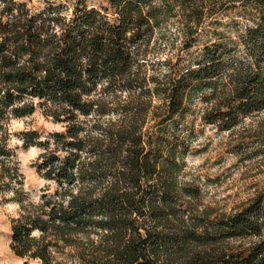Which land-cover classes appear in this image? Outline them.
<instances>
[{"label":"trees","instance_id":"16d2710c","mask_svg":"<svg viewBox=\"0 0 264 264\" xmlns=\"http://www.w3.org/2000/svg\"><path fill=\"white\" fill-rule=\"evenodd\" d=\"M107 3L89 8L78 0L63 16L60 4L29 13L21 2L0 0V174L10 173L8 117L39 106L63 125L44 141L35 131L21 133L23 148L44 149L34 166L55 186L22 205L11 225L13 253L42 264H62L54 252L67 248L78 264H264V194L228 217L187 219L177 205V146H165L164 131L203 88L211 104L203 120L220 130L264 110V0ZM236 8L250 22L240 33L217 34L194 64H170L153 91L133 78L135 46L156 28L177 21L191 49L206 26ZM102 84L138 88L147 100L105 121L106 108L94 98ZM153 93L160 105L151 104Z\"/></svg>","mask_w":264,"mask_h":264},{"label":"rangeland","instance_id":"374dc122","mask_svg":"<svg viewBox=\"0 0 264 264\" xmlns=\"http://www.w3.org/2000/svg\"><path fill=\"white\" fill-rule=\"evenodd\" d=\"M16 1L23 3L29 13H38L50 5L60 4L61 14L68 16L78 0ZM82 1L89 8L108 5L107 0ZM217 20L206 26L191 49L184 48V35L179 31L177 21L170 19L156 28L150 37L135 46L133 78L143 83L144 89L150 87L153 91V87L168 72L170 64L176 69L194 64L205 43L215 41L220 34L235 36L249 22L239 15L238 8L228 10ZM105 88V84L98 85L94 95L106 108L107 114L102 117L105 121L120 119L128 112L125 110L127 106L137 100H147L144 94L139 95L140 91L135 87ZM206 93V88L192 92L184 114L164 129L167 137L165 146H177L174 158L181 165L175 173L177 188L182 189L178 193L177 205L187 219L202 223L206 217L214 220L231 216L264 194V110L244 117L235 127L223 131L203 120L204 112L211 105L204 100ZM147 97L151 98L152 105L162 103L157 94ZM33 102L36 103L37 99ZM150 108L149 111L152 110ZM147 114L146 127L153 123L151 114ZM4 128L5 144L9 150L4 161L10 173L0 174V264H42L36 259L17 257L10 247L12 221L21 215L22 205L37 203L48 184L50 190L55 186L54 182L42 178L34 166L44 149L37 146L23 148L21 133L35 131L37 140L44 141L53 131L63 130V125L47 117L43 109L36 106L30 115L8 117ZM33 234L39 233L35 231ZM234 242L241 240L235 239ZM54 256L55 261L62 264H78L68 248L55 251Z\"/></svg>","mask_w":264,"mask_h":264}]
</instances>
